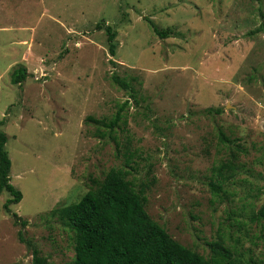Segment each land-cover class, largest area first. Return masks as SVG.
<instances>
[{
    "label": "rangeland",
    "instance_id": "1",
    "mask_svg": "<svg viewBox=\"0 0 264 264\" xmlns=\"http://www.w3.org/2000/svg\"><path fill=\"white\" fill-rule=\"evenodd\" d=\"M146 18L178 34L161 38ZM99 23L117 31L115 56ZM20 66L28 76L17 84ZM115 73L139 76L137 100ZM122 107L127 128L113 135L86 122ZM0 119L23 192L11 208L28 220L15 223L3 192L0 264H33L22 228L52 264H71L75 232L48 213L112 168L129 172L184 245L209 257L221 236L264 264V0H0ZM235 145L238 171L216 194L213 167Z\"/></svg>",
    "mask_w": 264,
    "mask_h": 264
},
{
    "label": "trees",
    "instance_id": "2",
    "mask_svg": "<svg viewBox=\"0 0 264 264\" xmlns=\"http://www.w3.org/2000/svg\"><path fill=\"white\" fill-rule=\"evenodd\" d=\"M146 19L161 38L178 34L170 27L160 28L150 18ZM97 28L105 29L110 53L115 56L118 46L117 31L106 23H99ZM27 76L28 68L20 66L13 71L12 81L21 84ZM112 79L137 100L140 91L138 85H141L138 75L127 78L115 73ZM124 116L122 107L110 120L89 115L86 122L95 123L97 131L102 135H105L104 127L113 135L116 128H127ZM3 124L4 121L0 119V195L3 192L10 194L4 208L12 214L16 224L25 227L28 220L11 208L23 199V192L12 183V159L7 149L8 135L2 129ZM220 139L227 142L229 140L223 132ZM125 148L130 155V162L134 153L129 144ZM241 151L243 148L235 145L229 157L213 167L216 178L211 180L210 186L214 193L222 192L223 184L234 178ZM128 174L126 169L112 168L104 178L93 179V185L79 200L56 206L48 213L75 232L76 256L71 264H252V260H244L221 236L209 243V257L175 239L163 225L152 218L146 208L148 198L145 190L137 189L135 183L128 179ZM258 217H264V207L259 211ZM19 239L32 251L33 264H52L38 244L25 236L23 228L19 231Z\"/></svg>",
    "mask_w": 264,
    "mask_h": 264
}]
</instances>
